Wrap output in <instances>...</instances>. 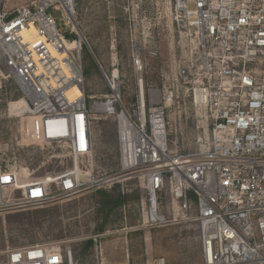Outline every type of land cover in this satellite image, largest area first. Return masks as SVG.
I'll list each match as a JSON object with an SVG mask.
<instances>
[{"label": "built area", "instance_id": "2783aa9c", "mask_svg": "<svg viewBox=\"0 0 264 264\" xmlns=\"http://www.w3.org/2000/svg\"><path fill=\"white\" fill-rule=\"evenodd\" d=\"M24 1L0 0V76L21 90L40 147L64 155L55 157L60 171L34 180L0 170L1 204L42 207L134 179L149 227L159 224L151 212L188 218L194 211L200 264H264V0H175L180 22L195 32L198 59L176 71V85L159 89L145 83L136 45L128 105L112 52L107 72L98 65L107 93L85 96L86 44L75 0ZM173 107L179 115L190 110L202 124L189 152L168 140ZM102 118L113 120L118 146V171L106 178L95 175L93 164ZM4 256L2 264H79L71 248L55 243Z\"/></svg>", "mask_w": 264, "mask_h": 264}, {"label": "rangeland", "instance_id": "374dc122", "mask_svg": "<svg viewBox=\"0 0 264 264\" xmlns=\"http://www.w3.org/2000/svg\"><path fill=\"white\" fill-rule=\"evenodd\" d=\"M25 3L12 2L16 6ZM75 5L76 24L86 44L82 51L86 97L98 98L107 93L98 65L107 72L111 52L119 64L123 105L130 103L134 92L131 52L136 45L141 49L145 83L159 89L176 85V71L190 68L198 59L195 32L180 22L175 0H75ZM49 13L58 19V13ZM56 23L61 32V24ZM3 75L0 170H12L31 180L60 171L55 157L64 152L40 147L34 120L24 114L21 90L13 79ZM169 115L170 145L176 143L182 152H189L202 136V124L197 122L200 119L188 109L186 115H179L176 107ZM94 139L95 175L109 177L119 167L112 119H100ZM63 160L68 165V160ZM143 196L138 182L126 178L113 187L86 190L42 207L15 209L2 205L0 194V264L6 251L49 243L71 248L79 264H148L154 259H163L165 264H200L199 226L194 211L188 218L175 212L163 223L149 227L143 220ZM107 201L115 205L104 206ZM88 242L92 244L87 246Z\"/></svg>", "mask_w": 264, "mask_h": 264}, {"label": "bare ground", "instance_id": "6f19581e", "mask_svg": "<svg viewBox=\"0 0 264 264\" xmlns=\"http://www.w3.org/2000/svg\"><path fill=\"white\" fill-rule=\"evenodd\" d=\"M20 104L22 105L20 108H23L24 107L23 103L20 102L19 105ZM24 104H25V106L27 108V102L25 100H24ZM151 213H152V221H158L159 224L164 222V218L162 216H159V215L155 214L154 212H151ZM149 221H151V220H149Z\"/></svg>", "mask_w": 264, "mask_h": 264}, {"label": "trees", "instance_id": "16d2710c", "mask_svg": "<svg viewBox=\"0 0 264 264\" xmlns=\"http://www.w3.org/2000/svg\"><path fill=\"white\" fill-rule=\"evenodd\" d=\"M101 194H103V196L107 197L104 193H101ZM120 202H121V200L118 201V203H120ZM111 203H112V204H111ZM118 203H117V204H118ZM121 203H122V202H121ZM121 203H120V204H121ZM113 204L115 205L114 202H111V201L108 202V201H107V202L104 204V206H108V207H110V205H113ZM91 244H92V242H88L87 246H90Z\"/></svg>", "mask_w": 264, "mask_h": 264}]
</instances>
